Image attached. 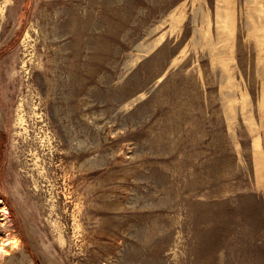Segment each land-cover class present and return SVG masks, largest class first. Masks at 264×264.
Masks as SVG:
<instances>
[{
  "label": "rangeland",
  "instance_id": "374dc122",
  "mask_svg": "<svg viewBox=\"0 0 264 264\" xmlns=\"http://www.w3.org/2000/svg\"><path fill=\"white\" fill-rule=\"evenodd\" d=\"M0 7V264H264V0Z\"/></svg>",
  "mask_w": 264,
  "mask_h": 264
},
{
  "label": "bare ground",
  "instance_id": "6f19581e",
  "mask_svg": "<svg viewBox=\"0 0 264 264\" xmlns=\"http://www.w3.org/2000/svg\"><path fill=\"white\" fill-rule=\"evenodd\" d=\"M3 6V5H2ZM1 8V7H0ZM2 10V9H1ZM2 14V13H1ZM31 59V58H30ZM29 61V60H28ZM32 61V60H31ZM34 61V60H33ZM16 61H11V65L12 66H15L16 64ZM26 63V62H25ZM30 64V63H29ZM37 64V63H36ZM44 64V63H43ZM30 66V65H29ZM31 67V66H30ZM32 67H34V66H32ZM42 68H46V67H42ZM33 69V68H32ZM18 71V70H17ZM44 73H45V75H46V78L48 79V77L47 76H49V74H51V73H49V71H47V69H46V71H44ZM31 74V73H30ZM55 75V74H54ZM53 75V76H54ZM45 77V76H44ZM31 78V77H30ZM46 78H44V79H46ZM50 78V77H49ZM59 78V77H58ZM19 80V76H15L13 79H12V83L13 84H15L17 81ZM47 81V80H46ZM27 82H29V81H27ZM57 82H59V81H57ZM52 83V82H51ZM46 84H48V83H46ZM59 84V83H58ZM57 85V84H56ZM55 85V86H56ZM48 86H49V84H48ZM55 86H54V88H55ZM51 90V89H50ZM22 91V90H21ZM14 241V240H13ZM16 243V242H15Z\"/></svg>",
  "mask_w": 264,
  "mask_h": 264
}]
</instances>
